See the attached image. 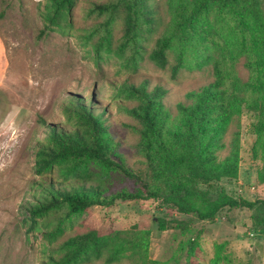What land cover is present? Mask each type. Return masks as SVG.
Wrapping results in <instances>:
<instances>
[{
	"label": "rangeland",
	"instance_id": "obj_1",
	"mask_svg": "<svg viewBox=\"0 0 264 264\" xmlns=\"http://www.w3.org/2000/svg\"><path fill=\"white\" fill-rule=\"evenodd\" d=\"M117 1L67 0L60 8L56 0H0V264H51L69 237L88 231L106 237L133 228L149 232L148 257L157 264H264V183L257 182L262 117L245 109L229 112L240 132L238 178L202 188L212 199L223 191L233 199L254 202L251 209L224 208L213 221H196L159 208L153 200L137 199L77 214H70L64 204L31 213L40 207L49 183L68 187L99 181L109 193L140 189L135 179L107 174L89 160L60 161L34 173L37 152L51 146L50 129L75 130V104L88 108L91 98L103 112L126 166L138 173L144 159L137 149L138 123L128 114L136 104L130 86L146 82L148 89L161 87L166 92L163 103L174 115L185 93L212 78L209 67H184L172 78L173 53L164 70L148 60L169 19L164 0L147 1L152 14L146 15L134 44L121 48L123 16ZM101 6L108 8L98 9ZM198 26L217 34L209 25ZM240 64L237 71L245 79ZM234 129L236 124L230 122L226 141ZM157 219L164 221V230H159ZM81 264L105 263L99 259Z\"/></svg>",
	"mask_w": 264,
	"mask_h": 264
},
{
	"label": "trees",
	"instance_id": "obj_2",
	"mask_svg": "<svg viewBox=\"0 0 264 264\" xmlns=\"http://www.w3.org/2000/svg\"><path fill=\"white\" fill-rule=\"evenodd\" d=\"M148 0H118L123 16L121 48L134 44L141 24L148 21ZM169 17L163 34L155 41L148 60L158 69L169 66V53L175 55L170 66L174 78L184 67H209L211 80L188 91L175 105V114L166 108L161 87L148 89L146 82L131 85L128 92L136 103L128 110L138 123L139 155L143 170L132 172L119 153L103 112L89 101L74 105L77 124L72 132L50 129L51 146L37 152L34 173L40 174L60 161L95 162L103 172H119L135 179L140 189L109 193L99 181L61 187L49 183L34 215L64 204L70 214L92 206L110 207L116 201L150 199L159 208H169L196 221H213L224 208L251 209L254 202L236 200L223 191L212 199L206 186L222 179L236 180L240 164V132L235 118L243 109L257 113L262 120L257 151L261 167L257 182L264 183V0H164ZM67 0H56L63 7ZM107 6L98 9L106 10ZM152 18V17H151ZM199 23L211 26L217 34L205 32ZM246 71L239 76L237 67ZM218 122L215 127L211 124ZM230 122L236 129L225 140ZM264 208V202H263ZM158 220L159 230L164 221ZM184 227V223L171 220ZM184 228H188L185 226ZM64 251L51 264H81L102 259L105 264L125 260L128 264H157L148 257L149 232L129 229L98 237L95 231L64 240ZM218 260V259H217Z\"/></svg>",
	"mask_w": 264,
	"mask_h": 264
}]
</instances>
